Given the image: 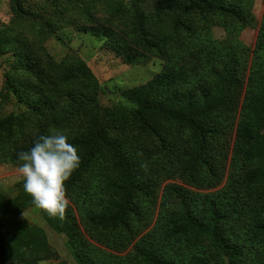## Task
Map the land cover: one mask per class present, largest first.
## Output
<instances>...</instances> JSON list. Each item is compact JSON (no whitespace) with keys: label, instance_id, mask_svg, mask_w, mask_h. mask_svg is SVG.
Listing matches in <instances>:
<instances>
[{"label":"rangeland","instance_id":"374dc122","mask_svg":"<svg viewBox=\"0 0 264 264\" xmlns=\"http://www.w3.org/2000/svg\"><path fill=\"white\" fill-rule=\"evenodd\" d=\"M129 2L24 0V7L31 15L21 17L14 13L12 0H0V119L28 113L33 104L31 98L39 93L37 88L34 95L29 94L35 89V82L20 86L21 91L31 95L30 99L21 102L7 88V77L19 73L14 57V39L30 43L37 50L42 48L41 52L45 54L46 51L56 63H62L67 56H75L90 69L95 80L98 112L117 122V127L110 131V135L123 144L143 187L133 200L132 208L123 223L99 225L95 217L117 199L110 184L118 180L117 174L110 169L108 157L99 155L82 180L72 189L66 190L69 203L64 217H68L70 222L66 224L64 217L54 218L65 225L63 229L69 232H60L49 223L42 210L33 205L31 197L23 190V182L17 172L18 164L9 160L12 151L20 145V138L25 133L35 131L25 129L11 143L4 140L5 143L0 145V196L12 200L13 210L26 218L36 238L43 243V246L32 247L27 253L26 263L11 264H144L139 257L134 255L130 258L129 255L135 252L136 245L142 239L158 229L162 218L169 223V227L164 225L169 238L164 240L162 246H166V243L178 249V255L190 251L195 254L202 252L205 253L204 257H211L214 251L205 237L192 234L181 237V234L171 233L176 215L185 213L187 206L201 216L204 207L207 208L209 204L218 208L223 215L219 226L228 245H241L242 256H238L237 262L264 264V232L254 228L255 224H264V213L261 212L264 184H244L241 175L246 169H237L242 167V163L238 164L234 160L238 155L236 138L253 50L260 26L264 23V0L231 2L237 6L243 2L247 14L253 17L252 23L236 38L229 36L225 30L227 24L235 22L229 16L220 17L209 13L188 21L192 30L197 29L199 33L205 30L201 44L206 61L214 60L215 40L232 50L246 68V73L234 84L231 95L233 100L229 106L208 120H203L209 130L212 129L204 149L195 146L196 137L185 126L166 125L161 128V136L141 131L134 124L129 111L130 104L122 97L123 91L140 87L161 72L165 64L164 54L150 51L138 62L129 64L111 50L105 37L95 36L84 29L85 26L109 19L110 14L121 21L133 18ZM148 20L155 23L150 11ZM159 26L163 29L161 36L167 35L165 42L186 40L189 35L186 32L177 36L171 34L165 22ZM208 34L213 39L205 37ZM67 90H61V95ZM65 99H60L61 104ZM81 124L83 120L77 121L74 133L79 131ZM57 130L52 128L47 133ZM63 132L70 133L69 130ZM1 211L3 209L0 205Z\"/></svg>","mask_w":264,"mask_h":264},{"label":"trees","instance_id":"16d2710c","mask_svg":"<svg viewBox=\"0 0 264 264\" xmlns=\"http://www.w3.org/2000/svg\"><path fill=\"white\" fill-rule=\"evenodd\" d=\"M142 1L130 0L133 18L121 21L110 14L109 19L85 26L84 29L95 36L105 37L111 50L129 64L138 62L150 51L164 54L166 58L161 72L146 84L123 91L122 97L130 104L129 111L134 124L141 131L161 136V128L166 125L185 126L193 131L195 146L204 149L212 129L209 130L203 120H208L229 106L233 100L234 84L246 73V68L232 50L215 40L214 60L206 61L201 44L205 30L202 33L197 32V29L192 30L188 21L209 13L220 17L229 16L235 22L227 24L225 30L229 36L236 38L252 23L253 17L247 14L243 2L237 6L232 4L234 0H145L147 4ZM12 8L21 17L31 15L24 7V0H12ZM148 11L153 14L155 23L148 20ZM163 22L168 23L171 34L177 36L186 32L190 37L188 35L186 40L165 42L167 35L161 36L163 29L157 27ZM205 37L213 39L210 34ZM14 44L19 73L7 77V88L21 102L30 99L29 94L34 95L37 88L40 96L35 94L37 98H31L33 104L28 113L0 119V145L5 143L4 140L11 143L25 129L35 131L25 133L20 138V145L12 151L9 160L18 164L17 154L27 151L40 135H47L50 129L69 130V141L79 150L80 166L66 182V190L72 189L82 180L99 155H106L110 169L118 177L117 182L110 184L117 199L111 201L108 208L95 218L99 225L104 226L123 223L133 200L143 187L123 144L110 135V131L117 127V122L98 112L95 80L90 69L72 55L67 56L62 63H56L46 51L45 54L41 52L42 48L34 49L30 43H22L17 39H14ZM32 82L39 84V87L34 85L35 89L29 94L21 91L20 86ZM64 88L68 90L61 95ZM62 97L66 98L63 104L60 101ZM79 120H83V125L74 133ZM235 148L238 155L234 160L238 164L242 163V167L237 169H246L241 175L243 183L250 186L264 184V23L260 26L253 50ZM11 204L12 200L0 196L3 209L0 212V264L26 263L27 253L32 247L43 246L26 218L16 213ZM186 208L185 213L176 215L171 233L181 234V237L190 234L205 237L214 256L204 257L205 253L190 251L178 255V249L166 243V246H162L164 240L169 238L164 229V225L169 227V223L162 218L158 229L151 234L153 236L142 239L129 257L135 255L144 264H241L237 262L238 256H242L241 245L229 246L226 242L219 226L223 218L219 209L209 204L199 216L192 211V207ZM42 212L56 230L69 232L63 229L65 225L59 220ZM261 212L264 213V205ZM64 218L66 224L70 222L68 217ZM254 228L264 232V224H255Z\"/></svg>","mask_w":264,"mask_h":264},{"label":"clouds","instance_id":"9594fccd","mask_svg":"<svg viewBox=\"0 0 264 264\" xmlns=\"http://www.w3.org/2000/svg\"><path fill=\"white\" fill-rule=\"evenodd\" d=\"M17 172L23 190L36 208L63 219L68 206L66 182L80 166L76 145L63 131L40 135L27 150L17 154Z\"/></svg>","mask_w":264,"mask_h":264}]
</instances>
